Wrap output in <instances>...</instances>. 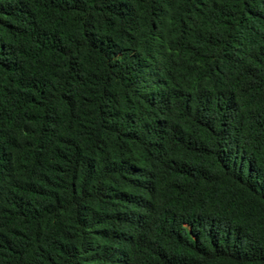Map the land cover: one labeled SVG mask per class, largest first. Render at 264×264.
Masks as SVG:
<instances>
[{"label": "trees", "instance_id": "16d2710c", "mask_svg": "<svg viewBox=\"0 0 264 264\" xmlns=\"http://www.w3.org/2000/svg\"><path fill=\"white\" fill-rule=\"evenodd\" d=\"M0 264H264V0H0Z\"/></svg>", "mask_w": 264, "mask_h": 264}]
</instances>
